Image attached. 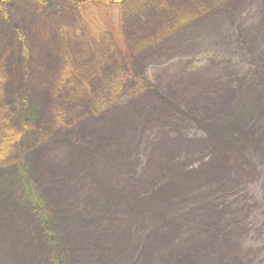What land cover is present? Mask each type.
<instances>
[{
  "label": "rangeland",
  "instance_id": "374dc122",
  "mask_svg": "<svg viewBox=\"0 0 264 264\" xmlns=\"http://www.w3.org/2000/svg\"><path fill=\"white\" fill-rule=\"evenodd\" d=\"M0 0V264H264V0Z\"/></svg>",
  "mask_w": 264,
  "mask_h": 264
},
{
  "label": "trees",
  "instance_id": "16d2710c",
  "mask_svg": "<svg viewBox=\"0 0 264 264\" xmlns=\"http://www.w3.org/2000/svg\"><path fill=\"white\" fill-rule=\"evenodd\" d=\"M86 2H89V3H102L105 8H108V1L107 0H87Z\"/></svg>",
  "mask_w": 264,
  "mask_h": 264
}]
</instances>
